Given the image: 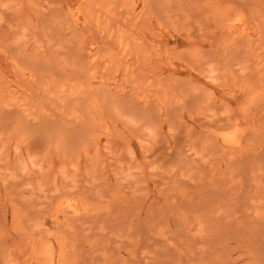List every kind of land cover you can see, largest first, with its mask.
Segmentation results:
<instances>
[{
    "label": "rangeland",
    "instance_id": "1",
    "mask_svg": "<svg viewBox=\"0 0 264 264\" xmlns=\"http://www.w3.org/2000/svg\"><path fill=\"white\" fill-rule=\"evenodd\" d=\"M47 263L264 264V0H0V264Z\"/></svg>",
    "mask_w": 264,
    "mask_h": 264
},
{
    "label": "bare ground",
    "instance_id": "2",
    "mask_svg": "<svg viewBox=\"0 0 264 264\" xmlns=\"http://www.w3.org/2000/svg\"><path fill=\"white\" fill-rule=\"evenodd\" d=\"M77 15H78V13H77ZM70 209V208H69ZM75 210V209H74ZM60 257V256H59ZM47 264H49V263H47Z\"/></svg>",
    "mask_w": 264,
    "mask_h": 264
}]
</instances>
